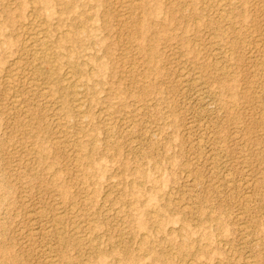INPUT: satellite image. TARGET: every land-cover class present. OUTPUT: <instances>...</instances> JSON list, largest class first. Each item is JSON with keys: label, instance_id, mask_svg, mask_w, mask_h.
<instances>
[{"label": "rangeland", "instance_id": "rangeland-1", "mask_svg": "<svg viewBox=\"0 0 264 264\" xmlns=\"http://www.w3.org/2000/svg\"><path fill=\"white\" fill-rule=\"evenodd\" d=\"M231 1L0 0V264H264V0Z\"/></svg>", "mask_w": 264, "mask_h": 264}, {"label": "bare ground", "instance_id": "bare-ground-1", "mask_svg": "<svg viewBox=\"0 0 264 264\" xmlns=\"http://www.w3.org/2000/svg\"><path fill=\"white\" fill-rule=\"evenodd\" d=\"M231 1V0H230ZM67 2V1H66ZM138 2V1H137ZM232 2V1H231ZM73 3V2H72ZM226 4H228V3H226ZM235 5V4H234ZM68 7V10H72L71 9V7H73V6H71L69 3H68V5H67ZM235 7V6H234ZM67 10V9H66ZM136 10V9H135ZM88 18V17H87ZM39 21V20H38ZM42 24V23H41ZM82 27V26H81ZM58 28V27H57ZM84 28V27H83ZM45 30V29H44ZM84 30V29H83ZM54 31H56V30H54ZM77 31V30H76ZM33 32V31H32ZM53 31H52V29H49V33H52ZM60 32V31H59ZM65 32V31H64ZM78 32L79 31H77V34H78ZM80 32H82V31H80ZM80 32H79V34H80ZM36 33V32H35ZM60 33H62V32H60ZM34 34V33H33ZM74 34V32L72 33V35H70V33L69 32H65V33H63V35L61 36L60 35V37H58V39L56 40L55 39V41H54V45H52V44H48L47 45V41L46 40H43V39H45L44 37H43V39L41 38H39V45H40V48H39V50L38 49H34L33 48V45H32V49H33V56H34V60H36L37 61V63H35V70H36V72L37 73H39V74H46V75H50V77L52 76L53 78L55 77L54 76V74H55V68L56 67H54V62L55 61H57V59L58 58H60V57H62V55H64V53L61 51V49H60V47H62V49H64V47L66 48V46H65V44H67V43H69L68 41H75V36L76 35H73ZM32 35V34H31ZM39 35V34H38ZM33 36V35H32ZM31 36V37H32ZM44 36V35H43ZM80 36V35H79ZM31 37L29 38V37H27L28 39H30L31 40ZM38 37V36H37ZM76 38L78 39V37L76 36ZM47 39H48V37H47ZM80 39V38H79ZM37 40V39H36ZM36 40L34 41V42H36ZM262 40V39H261ZM78 41V40H77ZM31 42V41H30ZM49 42V41H48ZM72 43V42H71ZM75 43V42H74ZM263 43V42H262ZM38 45V44H37ZM53 46V47H52ZM29 47H30V44H29V46H28V49H29ZM35 47V46H34ZM54 47H56V48H58V49H56L55 51H54ZM69 47V46H68ZM67 47V48H68ZM71 50V49H70ZM71 51H73V50H71ZM71 51L67 54V56L69 57H71V55H73V54H71ZM74 53V52H73ZM30 55H31V52H30ZM31 57V56H30ZM70 57H69V60H70ZM32 58V57H31ZM35 61V62H36ZM33 62V61H32ZM34 63V62H33ZM32 63V64H33ZM57 63V62H56ZM65 65H66V63H65ZM224 66H225V64H224ZM262 66V65H261ZM33 69H34V67H32ZM222 68V67H221ZM264 68V67H263ZM58 69V68H57ZM56 69V70H57ZM223 69V68H222ZM70 70V69H69ZM264 70V69H263ZM223 71V70H222ZM34 72V71H33ZM227 72V71H226ZM263 72V71H262ZM66 73H67V71H66ZM69 73V72H68ZM71 73H74L73 71L71 72ZM57 74V73H56ZM37 75V74H36ZM76 75V74H75ZM74 75V76H75ZM222 75V74H221ZM38 76V75H37ZM57 76V75H56ZM34 81V80H33ZM31 82V81H30ZM29 82V83H30ZM67 82V85H68V88L69 89H71L72 91H73V95L74 96H76V98L74 99V101L76 102V101H79V99L81 98L80 97V93L82 92V90L84 89V88H82V89H80V87L78 88L77 87V83H76V80H74V78L72 77V76H69V78H68V81H66ZM255 82V81H254ZM28 83V82H27ZM80 84V83H79ZM80 86V85H79ZM70 93H72V92H70ZM256 94V93H255ZM73 96V97H74ZM83 100H85V99H83ZM74 102V103H75ZM82 99H81V101H79V103H78V105H77V107L75 108V109H80V106L82 105ZM88 102V101H87ZM73 104V103H72ZM21 105V104H20ZM73 106V105H72ZM83 110V109H82ZM78 112V111H77ZM80 112V111H79ZM79 114V113H78ZM80 114H83V113H80ZM83 116V115H82ZM108 119V118H107ZM255 121V120H254ZM108 129V128H107ZM79 147V146H78ZM75 148V147H74ZM43 156V155H42ZM44 157V156H43ZM41 158V157H40ZM82 161H80V163H81ZM81 165V164H80ZM82 166V165H81ZM91 170H89V172H90ZM249 207V206H248Z\"/></svg>", "mask_w": 264, "mask_h": 264}]
</instances>
